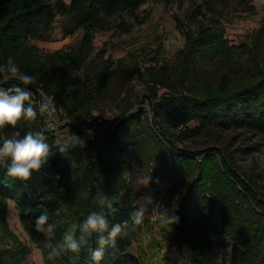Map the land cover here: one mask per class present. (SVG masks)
Wrapping results in <instances>:
<instances>
[{
    "label": "trees",
    "instance_id": "obj_1",
    "mask_svg": "<svg viewBox=\"0 0 264 264\" xmlns=\"http://www.w3.org/2000/svg\"><path fill=\"white\" fill-rule=\"evenodd\" d=\"M146 1H10L0 22V66L12 57L22 72L35 77L36 84L32 85L52 95L68 118L84 116L118 99L123 118L111 133L95 139L71 127L72 133L85 139L86 147L77 145L64 153L59 152V147L67 135L60 137L55 131L44 130L38 115L34 121L21 119L15 128L0 129V144L15 132L23 136L31 131L43 132L51 148L47 163L28 181L9 177L10 158L0 160V223L7 228V202L12 201L19 222L41 252L44 264L170 263L156 243L149 246L154 260H149L143 251L131 252L143 223L134 225L131 221L138 208L136 191L126 186L122 177L124 172L137 173L130 171L131 165L155 164L156 178L166 182L168 193L178 197L176 206L168 211L178 207L176 214L180 217L171 228L161 227V238L185 263L226 264L214 251L209 239L212 233L218 243L228 246L230 264H264L261 175L246 174L226 147L205 144L203 150L188 151L175 145V141L183 142L209 130L264 136V45L255 41L248 48L261 47L254 54L255 67L237 69L232 63L235 53L217 13L218 6H227L228 0H208L186 10V20L196 22L197 28L194 32L186 25L180 28L183 44L173 54L172 67L145 70L148 94L142 102L148 103V114L134 106V95L125 89L128 68L123 66V60L114 62L107 55L105 43L97 50L93 46L95 33L117 36L141 24L139 9ZM241 5L246 11L253 10V5L244 0ZM178 21L176 26L180 25ZM56 28L63 38L82 33L66 59L54 61L53 57L43 56L40 61L33 42L51 41ZM246 46L239 48L244 51ZM168 68L170 73L164 74ZM191 123L197 125L189 127ZM66 127L70 128L66 125L60 130ZM169 127L180 134L169 133ZM105 197L111 208L107 201L101 203ZM44 211L48 221L40 233L34 225ZM92 213L107 221V230L87 228ZM125 221L127 228L104 245L103 259L93 261L91 251L100 247V237L108 240L111 228ZM48 225L53 226L51 231ZM45 241L48 248L44 247ZM72 242L79 246V252L68 249ZM27 252L18 243L12 258L20 264ZM47 253H52L51 260ZM3 263L0 253V264Z\"/></svg>",
    "mask_w": 264,
    "mask_h": 264
},
{
    "label": "rangeland",
    "instance_id": "obj_2",
    "mask_svg": "<svg viewBox=\"0 0 264 264\" xmlns=\"http://www.w3.org/2000/svg\"><path fill=\"white\" fill-rule=\"evenodd\" d=\"M10 1L0 0V22L7 13ZM206 1L208 0H147L139 9V17L143 22L135 25L129 33H121L117 36H112L110 32L95 33L93 40L95 49L97 50L105 43L107 55L114 62L117 59H122L123 66L128 68L125 89L128 94L134 95L132 102L135 107H140L145 112H149L148 103L146 101L142 102V99L148 94L146 90L148 75L145 70L148 67H155V69L160 68L159 70L162 71L161 68L164 65L172 67L174 62L173 54L183 44L180 28L186 25L193 32L197 28L196 22L186 20V10L195 5L205 4ZM244 1L248 5H253V10L249 9L246 11V9H243L241 0H228L227 6H218L217 10L220 23L225 29V38L228 45L232 46L231 51L235 53L232 63L237 69L239 67H245L244 69L255 67L254 54L257 51H261V47H254L251 50H248V48H251L255 41H259L261 46L264 45V0ZM176 19L180 22L179 26L175 25ZM81 33V31H78L73 36L63 38L56 28L51 41L33 42L37 52L36 57L40 61L43 60V56L53 57L54 61L60 60L62 57V59H66V55L69 54L76 41L80 39ZM228 45H226L227 49ZM240 45H247L246 50L242 51L239 48ZM262 54L264 56V48ZM248 70L253 73L252 69L248 68ZM163 71L164 74L170 73L169 68ZM120 104L121 100L118 99L115 102H106L102 108H94L92 111H97L101 115L110 113L111 119L107 118L105 124H100L103 126L102 128H100L99 123H96L95 127L91 128L93 135H84L87 138L95 139L111 133L123 118ZM92 111L84 116L75 118L86 117ZM195 125L197 124L191 123L189 127H194ZM68 126L70 128L66 127L63 130L55 131L56 134L60 137L71 134L73 130L71 125ZM167 129L169 133H173L175 136L180 134L177 131L178 129L170 127ZM175 143L179 148L185 147L188 151L203 150L205 144L219 149L226 147L225 149L229 151L231 159L233 158V161L246 174L259 173L261 175L259 181L260 192L264 195V136L249 137L235 130H215L212 133L209 130V133L201 134L194 138L188 137L183 142L175 141ZM131 166L130 171L134 170L137 173L124 172L122 178L126 186L132 187L136 191L135 204L138 207L143 203L140 199L142 196L155 194L159 197L161 191L163 192V202L167 209H170L171 206H176L175 202L178 201V197L168 193L169 186L166 182L160 180V185L150 183L145 186L144 178L146 176L150 175L154 181L158 175L155 164ZM161 185L163 188H161ZM147 220H150V222ZM6 225L7 228L4 229V226L0 223V253H2L4 259L3 264H18L12 258V253L18 243L28 249L20 264H44L41 252L31 242L24 227L19 222L17 210L12 201L7 202ZM161 229L157 222L151 219L150 216H146L140 227L138 240L132 244L131 252L139 254L140 251H143L149 260H154L153 251L149 246L151 243H156L161 247L162 257L170 262L167 264H187L174 249L163 242ZM223 244L226 250L220 261L223 260L226 264H230L229 248L225 243Z\"/></svg>",
    "mask_w": 264,
    "mask_h": 264
},
{
    "label": "clouds",
    "instance_id": "obj_3",
    "mask_svg": "<svg viewBox=\"0 0 264 264\" xmlns=\"http://www.w3.org/2000/svg\"><path fill=\"white\" fill-rule=\"evenodd\" d=\"M10 80L18 83L8 87L7 90L2 86L7 84ZM36 84L35 77L28 75L20 70L19 65L9 57L3 66H0V129L9 126L15 128L21 119L27 121H34L37 118V109L32 106L31 97L32 92L21 85ZM25 102H29L25 107ZM39 114L46 117L50 122L55 119L58 109L55 106L53 97L45 96L39 104ZM90 122V119H89ZM87 136L93 135L92 129H86ZM46 136L43 132H26L23 136L19 132H15L11 138H4L0 144V160H7L10 158L11 163L7 167V175L17 180L28 181L31 179L34 172H39L42 166L47 163V158L51 153L49 144L45 143ZM79 146L81 149L86 147L84 138L78 137L75 133H71L62 138L59 152H67L70 147ZM58 178V177H57ZM145 186L150 183L160 185L159 178L153 181V178L148 175L145 178ZM161 188L163 186L161 185ZM143 203L132 213L131 221L134 225L143 223L146 216L153 218L160 227L178 224L180 217L176 214L178 207L171 213L163 202V192L159 197L155 194L144 195L141 198ZM107 198L101 200L105 203ZM107 207L111 208V202L107 201ZM114 212L115 209H112ZM48 221V214L46 211L39 216L35 221L34 228L37 232L45 231V224ZM127 221L124 225H114L108 233V240L103 236L100 237L98 243L100 245L95 251H91V258L93 261H100L104 256V245L115 237L121 234L123 228H127ZM52 225H48V231H51ZM87 228L103 232L107 230L108 223L100 215L92 213L87 219ZM70 240L71 237H66ZM44 247L48 248L49 243L45 241ZM68 249L72 252H79V246L72 242L68 244ZM58 254V253H57ZM53 258L52 253H47V259Z\"/></svg>",
    "mask_w": 264,
    "mask_h": 264
},
{
    "label": "built area",
    "instance_id": "obj_4",
    "mask_svg": "<svg viewBox=\"0 0 264 264\" xmlns=\"http://www.w3.org/2000/svg\"><path fill=\"white\" fill-rule=\"evenodd\" d=\"M16 83H18V82L17 81H9L7 84H4L2 86L5 88V90H7L8 87H10ZM21 87L26 88L28 91L32 92L33 95L31 97L30 102L32 103V106L37 109V114L40 118V124L44 130L57 131L63 126L71 125V127H74L78 131L85 134V130L91 129L93 126L95 127L96 123H99V125L105 124V121H107L106 120L107 118L111 119L110 113H105L106 115H101L97 111H92V113L86 117L69 119L67 117L66 113L63 111V109L57 104L56 100L54 99L55 106L58 109V111H57V114L55 116V119L50 122L46 117L41 116L39 114L38 109H39V104H40L43 97H45V96L53 97V96L45 93L41 89H39L33 85H30V84L26 85V86L21 85ZM28 103L29 102H25V107L28 106ZM89 119H90V122H89ZM102 127L103 126L100 125V128H102ZM104 129H106V128H104ZM151 219H153V218H151ZM209 239L213 242L214 251H215L217 257L219 259L222 258L225 255L226 247L223 246L221 243H218L217 238L212 233H209Z\"/></svg>",
    "mask_w": 264,
    "mask_h": 264
}]
</instances>
